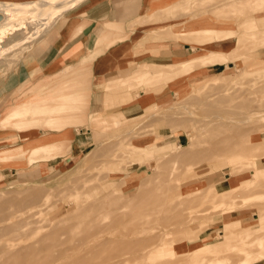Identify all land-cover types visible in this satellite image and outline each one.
<instances>
[{"label":"rangeland","instance_id":"rangeland-1","mask_svg":"<svg viewBox=\"0 0 264 264\" xmlns=\"http://www.w3.org/2000/svg\"><path fill=\"white\" fill-rule=\"evenodd\" d=\"M11 1H18L24 8L38 10L40 19L30 18L28 21L26 19L24 22L5 26L2 25L6 21L0 20V66L4 64L2 60L6 65L5 69L0 67V75L17 72L21 67L33 71L34 50L44 52L53 44L50 37L53 39L54 36H65L70 31V23L75 25L77 21V18H71L70 9L82 0H68L58 5L57 10L48 9L43 12L39 11L41 7L38 6L43 0ZM175 1L177 0H148L147 4L150 10L160 3L163 4L155 11L159 13L162 8V19H167L168 25H174L167 30L168 40L176 47H181L183 57L190 58L191 53L198 55L202 39L205 40L206 37L186 34L187 41L183 40L178 35L182 28L189 29L192 25L199 27L200 23L214 24L217 21L220 22L218 27L223 30L238 29L231 39L227 40L230 43L224 44L226 51L233 54L228 55L226 62H221L226 66L213 73L211 70L206 71L211 62H197L195 68L192 67L181 77L187 82L184 91L171 90L167 85L165 89L157 90V87H162L165 82L162 74L151 75L154 76L150 78L152 81L158 80L155 83H143L140 78L134 76L136 71L133 70L134 73L123 78L125 81L121 78L110 81L103 104L94 113L95 108L89 105L92 86L90 84L88 87L83 81H78L82 70H88V65L75 63L73 73L52 75L54 78L50 74L9 77L8 86L10 84L14 89L7 95L3 93L4 89L0 90V111L5 105L10 108L12 104L14 107L7 113L11 119L0 120L3 122H0V127L6 126L7 121H13L9 123V127L24 129L26 131L22 134L29 135L33 126L47 130L45 124L48 121L66 124L71 128L77 126L78 132L82 133L80 135L85 136V145L81 153L69 152L75 137L71 129L74 135L66 153H61L58 157H44L41 154L35 158L36 162L26 166L14 165L12 153L13 158L0 165V195L7 197L13 192L40 190L37 199L20 207L24 209L28 205V210L34 211L30 227L7 234L1 240L13 239L17 243L28 244L36 239L35 237L49 232L46 227L49 222L59 220L62 222L60 225L68 226V223L74 221L72 217L69 218L72 212L80 215L85 221L106 222L121 215L122 223L109 227L110 231L118 232L115 233L117 237L133 234L148 240L143 242L138 250H124L120 255L122 259H133L138 257L141 251H147L149 253L145 259L141 262L136 260L135 264H185V260L187 264H192L195 258L190 250L194 246L223 242L230 238L226 248L224 245L222 251L207 257L222 258L226 253L224 258H229L230 264L240 263L241 256L240 259L237 258L243 253L238 247L240 243H232V239H237L234 233L241 229H251V234L254 235V231L259 233L263 230L257 228L262 225L260 217L264 219V170L253 173L254 167L250 164L235 168L232 162L229 163L235 154L226 152L221 155L220 151L209 152L211 141L223 136L220 125H225L224 129L231 131L233 140H242L249 152L262 153L259 149H253L255 144L260 145L264 140V3L263 6L260 4L259 7H262L256 11L249 10L251 7L248 4L252 2L257 5L264 1L230 0V3L227 0L229 3L225 7L226 0H205L202 4L193 0H182L181 3L179 0L177 4L166 6ZM237 1L245 2L237 5ZM7 7L11 15L18 14L11 9V5ZM239 9H242L241 12ZM252 13L257 15V25L244 21L252 19L248 17V14ZM100 33L97 35V41ZM206 42L217 44L226 41H219L217 38ZM235 54L237 57L231 58ZM48 56H43L42 61L48 59ZM175 56L176 54L172 55L171 62L183 58ZM85 76L91 75L87 72ZM72 78L76 79L75 84L69 82ZM2 83L3 78H0V86ZM228 85L241 92L239 100L250 99L251 104L247 107L234 106V100L212 104L211 99H215L219 91ZM148 92L152 97H147L149 100L144 105L139 100ZM125 97L132 101H125ZM138 101L141 107L135 111L136 118L127 114L133 119H121L119 124L115 123L122 115L121 107ZM36 105H40L41 109L34 110ZM16 109L28 113L16 118L12 115ZM95 117L98 118L94 119ZM26 119L33 123L22 121ZM232 124L243 127L233 131ZM50 129L53 132H48L46 138L53 137L51 133L58 131L55 127ZM21 138V142L17 140L15 142L18 143L4 146L7 147L4 151L11 153L14 145L24 142L23 135ZM191 141L195 143L192 147L195 152L203 151L208 154L193 156L191 160L182 162L172 161L170 152L189 151L187 146ZM131 143H134L137 149L152 147L155 152L138 153L130 149L133 145ZM15 153L17 159H27L21 152ZM241 160L242 158L238 159L236 164L240 165ZM255 160L256 165L264 166L263 156ZM19 161L22 162V159ZM234 177L236 178L233 179ZM143 178L147 180L144 185L140 184ZM225 190L234 192L230 197V192L224 193ZM108 191L112 193V198L116 199L113 204L107 201L104 209H89L90 202L96 201ZM81 205L86 207L81 209ZM107 212L108 216H105ZM80 228L75 227L73 231L62 230V234L59 233L67 255L45 264H76L75 261L79 262V258L75 251L81 252V255L93 252L87 261L79 264H105L114 261L108 258L106 253L97 254L93 251H99V243L94 238H99L107 231L106 228L104 231H91L88 236L91 240L76 250L77 247L73 246L71 239L72 236L82 237L83 229L79 230ZM99 232L101 234H98ZM173 243L176 253L168 249ZM54 248L58 249L59 246ZM50 251H54L53 248H48V252ZM254 264H264V260Z\"/></svg>","mask_w":264,"mask_h":264},{"label":"bare ground","instance_id":"bare-ground-1","mask_svg":"<svg viewBox=\"0 0 264 264\" xmlns=\"http://www.w3.org/2000/svg\"><path fill=\"white\" fill-rule=\"evenodd\" d=\"M177 1H179V0H177ZM177 1L171 2L170 4H168L166 6H171V4H177ZM193 1H196L197 4L198 3L202 4L205 0H193ZM229 1L226 0V3L224 4L225 7H226V4L229 3ZM232 1H234V0H232ZM247 1L250 2L249 0H247ZM66 2H68V0H43L42 2H40L38 4V6L41 7L39 9V11L43 12L44 10H48V9L57 10L59 7L58 5H60L62 3H66ZM179 2L182 3V0H180ZM244 2L243 1H237L236 4L238 5V3L240 4V3H244ZM230 3H231V1H230ZM263 3L264 2L261 1L259 4L256 5V4H253L251 2V4H248V6L251 7V8H249V10L256 11L263 6ZM260 4H262L261 7H259ZM7 5H11L13 7L11 9L16 11L18 14H12L11 15ZM224 5H223V7H224ZM228 6L229 5H227V7ZM190 10L191 9H189V11ZM233 10H238V9L233 8ZM241 10L239 9L240 12H241ZM189 11H186V12H189ZM37 12H38V10H34L33 8H26V7L24 8L21 5V3H19L18 1L0 0V15L2 16L0 20L6 21L2 26L12 24L14 22H20V21L24 22V20H26V19L28 21V19H30V18L40 19L39 16L37 15ZM57 12H59V11H57ZM188 14H190V13H188ZM256 16H257L256 13L255 14L254 13L248 14V17H251L252 19H249V20L244 19V21L246 23L247 22H253V25H257L256 23H258V21L256 19ZM217 19H220V18H217ZM209 23L210 22L200 23L201 26H199V27L192 25L189 29H183L182 28V30H180L178 32L179 37L183 40L187 39L186 34H189V35L190 34H198L200 36L206 37L205 40L202 39V42H201L202 45L200 47L201 51L198 55H195V53H191L190 58L180 56V57H183L181 60L173 61L171 63L162 64V65H157V64L153 65V64H148V63L139 64L143 67H140L138 65L135 69L136 73H134L135 71H132V73L135 74L134 76L136 78L137 77L140 78V81H142L143 83L148 82V81L151 83H155V81H158V80L152 81L150 78L154 77V76H151V75L162 74L163 80L165 79V82L163 81L164 85L162 87H157V90L165 89L166 88L165 86L167 85V87L170 88L171 90L175 89L176 91L180 92V91H184L186 89V84H187L186 79L181 78V77H183L182 75L184 73H187L188 71H190V69L192 67L195 68L197 62H201L202 64H208L209 62H211L212 64L226 62L227 59L229 58L228 55H230L231 53L229 51L227 52L226 50H224V48L222 46L223 43L209 44L206 41H208L209 39H217V38H219V41H227L228 39H231L230 37L232 36V34L236 31H238V29L236 31L227 30V29L223 30L222 28H219L217 25L220 22L216 21V22H214V24H209ZM2 26H0V29H2ZM172 26H174V25H172ZM172 26L169 25L168 28H170ZM239 27H240V25H239ZM253 38H254V40H256L255 37H253ZM262 38H264V37H262ZM248 40H249V38H248ZM232 55L233 54H231V56ZM176 57H178V56L176 55L175 58ZM235 57H237L236 54L231 58H235ZM121 80L125 81L123 78H121ZM109 85H110V81H104L102 79L97 80V82L95 84L96 87L101 86L103 88L104 98L106 97L107 87ZM241 96H242L241 92H239L238 89H236L235 87L233 89V87L231 85H228L225 88H222L219 91V95L215 99H211V101H212V104L215 105L217 103H222L224 101L228 102L229 100H234L233 105L239 106V107H247L248 104H251L250 99H244L243 98V100H239L238 98H240ZM147 97L150 98V97H152V95L149 94V92H148L147 94H144L139 101L144 103V105H146V103L148 102L147 100H149V98H147ZM127 98L128 97H125L123 99L125 101H129V102L132 101L131 99H127ZM39 106L40 105H36V108H34V110H40L41 107H39ZM27 113H28V111L21 112L20 110L16 109L12 115L15 116L16 118H18V117H21L23 115H27ZM96 118H98V117H95L94 119H96ZM121 119L130 120L133 118H130V116H128L122 112V115L119 117L118 120H116L115 123L119 124ZM238 120H240V119H238ZM249 120H251L250 117H249ZM22 121H24L25 123H30V124L33 123V122H29L28 119L22 120ZM45 125L48 128H54V127L58 128V131L51 133L53 136L51 138H46L47 134H49L48 132L44 136L43 135H36V134H34L33 129L31 130L29 135L23 133L22 135L24 138V142L20 143V145H16V146L14 145L13 151L11 153H10V151H4V149H6L7 147H0V165L4 164L5 161L8 159L11 160L13 158L12 153L14 154L13 164L14 165H20V166H26L30 163L36 162L35 158H38V156H41V154L44 157H46V155H47V157L52 156V155L54 157H58V155H60L61 153L62 154L66 153V151L68 150L67 148L70 146L71 140H72L73 135H74L71 128H69V126L66 124L64 125L61 123H54V122H49V121ZM240 126L241 125L232 124L231 129L233 131H236V130L238 131L243 127V126H241V127ZM224 127H225V125H220L219 129L222 130L223 136L221 138L213 139L211 141V147H210L211 151L209 153H211L212 151H217V152L220 151L222 153L221 155H224L226 152H231V153L235 154V156L231 157L232 159L229 160V163L232 162V165H234L235 168L237 166L250 164L252 167H254L252 169L253 173L261 172L262 170H264V166L260 167L259 165H256V160H255L257 157H260V156L264 157V144H263L264 140L263 141L260 140V141H262V143L260 145L255 144L254 149H253V150L259 149L262 152L261 154H256L255 152H249L250 150L249 149L247 150L244 147V143L241 142L242 140L241 141L238 139L233 140L231 131L224 129ZM131 144H133V145L130 146V149L137 151L138 153L143 152L145 154H150V153L155 152V149L152 147L147 148V149H145V148H142V149L138 148L137 149L136 146L134 145V143H131ZM194 144L195 143L193 141H191L189 146H187L190 150L186 151V152H181V151L172 152L171 151L170 154H172V161H174V162L175 161H181L182 162V161H186V160H191V158H193V156L201 157L203 155L208 154V153L203 152V151L195 152L192 148ZM17 146H19V147H17ZM15 151L21 152L23 154L22 156L23 157L26 156L27 159L23 160L24 158H21L22 162H20L19 160H21V159L16 158ZM132 155L135 156V154H132ZM22 156H18V157H22ZM214 158H216V157H214ZM240 158H242L241 164L237 165L236 164L237 160ZM209 159H211V158H209ZM148 164H149V162H148ZM187 165H189V163ZM155 170H156V168H155ZM235 178L236 177H234L233 179H235ZM146 183H147V180L144 178L140 182V184H142V185H144ZM121 185H123V184H121ZM229 189H227V190H229ZM227 190H225L224 193L230 192V191L228 192ZM233 192L231 191L229 193L230 197L232 196L231 194ZM110 194H112V193H110V191H108V193H103V196L96 199V201L90 202L89 209H95V210L104 209V207H106L105 204H107L105 202H107V201L110 204H113L114 203L113 200L116 201V199L112 198V195H110ZM146 195H147V193H146ZM39 196H40V190L39 189H31L28 192H13L12 195L7 196V197L5 195H0V264H45L46 262H50L53 260L64 258L67 255V250H66V248L62 247L63 241L61 240L59 233L62 234V230H68V229L70 231H73L75 227L76 228L81 227L79 230L83 229L82 237L75 238L74 236H72L71 241L73 243V246L77 247V248H75L76 250L79 249L80 245H86V243H88L91 240V238H88L89 233L91 231H94L95 229H101L104 231L105 228L107 229V231H105L103 233L100 231L102 234L100 232L98 233V234H101L99 236V238H94L95 241H97V243H99V251L93 250L97 254L106 253L109 255L108 258L114 260L113 262L111 261V262H108L105 264H125V263L126 264H135L136 260L141 262V260L145 259L146 254L149 253L147 251H141V254L139 253V255H137L138 257H136V258H133V259L132 258L131 259L120 258V255L123 252H125L124 250H130V249L138 250L140 245L143 242L148 241L144 237H139V236H136L133 234L130 236L125 235L123 237H120V236L117 237L115 233H118V232L110 231L109 227H111V226L114 227V226H116V224L122 223L121 217H123V216H121V215L118 217L115 216L113 219H111L110 221H106V222H102L101 220L100 221L99 220L98 221H96V220H86L85 221V219L83 217H82L83 219H81L80 215H77V213L72 212V215L69 218L72 217L74 219V221L72 223H68V226L64 227L63 225H60V223H62V222H60L59 220L55 221V222H49L46 225V227L49 228V232L43 233V234L35 237L36 239L32 240V242H30L28 244H20V243H17V241H15L13 239L1 240V238H3L7 234H13L14 232H19L20 229H22L24 227H27V229L30 227V224L32 221L31 216H33V214H35V213L31 209L28 210V207H29L28 205L24 209H22L20 207L25 203H31V201H34ZM183 201H184V199H183ZM143 205H146V204H143ZM85 207H86L85 205L80 206L81 209H84ZM35 212H37V210H35ZM262 213H264V212H262ZM105 216H108V212L105 214ZM36 217H38V214ZM260 219H261L262 225L260 228H257V229H259V230L263 229L262 230L263 232L260 231L261 233L260 232L257 233L256 231H254V232L252 231L254 233V235H253V234H251V229L250 230L249 229L248 230H244V229L242 230L241 229L237 233H234V236L237 239H232L233 240L232 243H234V242H235V244L240 243V245L238 244L239 245L238 247L240 248V250L244 254V257H242L243 254L241 255L238 253L239 258H237V259H240V256L242 258L240 260L239 264H254V263H257L259 261L264 260V221H263L264 219H263V217H260ZM41 226H42V224H41ZM255 232L257 233L256 235H255ZM29 234H31V233H29ZM112 235H115V236H112ZM149 238H152V237H149ZM229 239H226V241H223V242L220 241V242H216V243L215 242L214 243H205V244H198V245L194 246L190 250L191 253H193V258H195L194 262L192 264H230L229 258H224L226 253H224L225 255L222 253L224 255L223 257H222V254L220 255L222 258H220V257L219 258L207 257V255L211 254V256H213L214 253L222 251L221 249L224 245H226L225 246V248H226L227 245H229L227 243ZM55 246H59V248L56 249V248H54ZM50 247L53 248L54 251L48 252V248H50ZM168 249H169V251L176 253L175 248H174V243L171 244ZM97 250H98V248H97ZM75 252L77 253V258H79L78 259L79 262L75 261L76 264H79L82 262L84 263L85 261H87L88 257L93 253V252H91V253L87 252V253H85V255H81L82 254L81 252H79V253H78V251H75ZM227 254L229 255V253H227ZM233 257L234 256H232V258ZM237 261L239 262V260H237ZM186 262L187 261L185 260V264H187ZM100 263H98V264H100ZM95 264H97V263H95Z\"/></svg>","mask_w":264,"mask_h":264},{"label":"crops","instance_id":"crops-1","mask_svg":"<svg viewBox=\"0 0 264 264\" xmlns=\"http://www.w3.org/2000/svg\"><path fill=\"white\" fill-rule=\"evenodd\" d=\"M147 3L148 0L80 1L78 5L70 9L71 18H77L75 25L70 23V31L65 36H54L53 39L50 37V42L53 44L44 52L34 50L33 71H27L26 68L21 67L17 72L1 73L0 78H3V83L0 90L4 89L3 93L7 95L14 89L10 84L8 86L11 76L71 74L74 72L75 63H79L81 66L88 65L86 71L91 76L86 77L87 72L82 68V72L85 74L82 73L78 81H80L79 83L83 81L84 85L88 87L91 84L92 92L89 105L91 108H95L93 112L99 110L98 108L103 104L104 96L103 88L95 86L97 80L111 81L127 78L139 64L162 65L170 63L172 55L184 56L181 47H176L173 42L168 40L169 25L167 19H162V8L159 13L155 11L163 4L160 3L155 9L150 10ZM100 31L102 32L100 33ZM73 32L76 34L74 35ZM98 33L101 35L97 41ZM228 43L230 41L223 42L222 46L225 50L224 44ZM47 54L49 58L42 61L43 56L46 57ZM1 62L4 64L0 67L5 69V61ZM224 66L226 65L223 63L209 64L206 71L211 70L216 73ZM52 78L54 77L52 76ZM69 82L75 84L76 79L72 78ZM12 107L14 105L11 104L10 108L8 105L2 108L0 120L10 118L7 113L11 111ZM139 107H141V103L137 102L125 105L121 107V110L124 114L135 117V111ZM3 115L5 118L2 117ZM10 122L12 121H7L6 126L0 127V147L18 143L15 142L17 140L22 141V132L26 130L9 127ZM69 128L71 127L69 126ZM32 129L36 134L43 136L47 132H53L50 128L46 130L33 126ZM71 129L74 131L75 137L69 152L71 154L81 153L85 145V136L84 134L80 135L82 133L78 132L77 126Z\"/></svg>","mask_w":264,"mask_h":264},{"label":"water","instance_id":"water-1","mask_svg":"<svg viewBox=\"0 0 264 264\" xmlns=\"http://www.w3.org/2000/svg\"><path fill=\"white\" fill-rule=\"evenodd\" d=\"M1 17H2V16L0 15V19H1Z\"/></svg>","mask_w":264,"mask_h":264}]
</instances>
